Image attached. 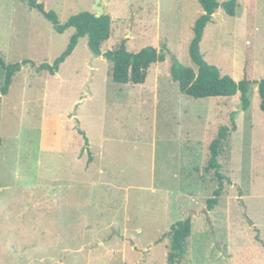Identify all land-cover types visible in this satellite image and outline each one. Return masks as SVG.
Returning a JSON list of instances; mask_svg holds the SVG:
<instances>
[{"label":"rangeland","instance_id":"obj_1","mask_svg":"<svg viewBox=\"0 0 264 264\" xmlns=\"http://www.w3.org/2000/svg\"><path fill=\"white\" fill-rule=\"evenodd\" d=\"M61 23L97 12L96 0H39ZM113 16L103 52L124 40L130 51L165 44L186 67L198 0H102ZM225 2L229 0H218ZM75 28L59 33L27 0H0V56L22 63L0 98V264H169L171 225L191 215L185 257L175 264H264V0L222 7L206 27L205 59L241 93L195 98L181 92L171 59L154 63L144 83L119 84L113 62L80 38L55 74L38 70L67 48ZM35 62V66L25 61ZM5 69L0 65V87ZM236 111L237 129L219 161L223 198L206 170L211 141ZM82 129L90 142L89 162Z\"/></svg>","mask_w":264,"mask_h":264},{"label":"trees","instance_id":"obj_2","mask_svg":"<svg viewBox=\"0 0 264 264\" xmlns=\"http://www.w3.org/2000/svg\"><path fill=\"white\" fill-rule=\"evenodd\" d=\"M204 12L201 14L194 25V37L190 43V54L193 61L197 65V69L186 67L182 64L179 58L173 54L170 49L164 44L159 50L155 46H146L141 50L134 52L130 51L126 40L122 41L115 49H109L103 52L104 44L110 39L112 34L113 16L111 12L105 11L104 14L98 16L97 12L83 11L70 16L65 23L59 21L58 15L54 10L46 9L45 3L39 0H27L31 8L39 9L42 14L48 19L55 30L59 33H64L67 29L75 28V33L71 36L70 42L63 53L52 64L42 63L37 66V69L49 70L55 74L59 71L60 65L76 49L80 38L88 36L89 48L93 54L100 56L104 54L113 62L110 76L115 83L119 84H139L144 83L148 77L149 69L154 63L165 60L169 55L171 59V75L179 84L182 93L195 97L206 98L225 96L233 97L238 92L241 93L242 109L248 110L251 104L249 91L251 81L242 79L235 80L229 74H223L222 70L215 64L210 63L205 59L201 49L206 27L213 19V15L219 8L225 9L226 12L235 16L239 0H229L220 2L218 0H198ZM35 66V62L25 61V64L30 63ZM0 65L5 69L4 83L0 87V98L2 95L9 93L13 83L14 76L21 70L22 63L6 64L0 56ZM258 92L260 95V108L264 112V79L258 80ZM236 111L230 113V125H222L219 128L218 135L214 138L209 147V159L206 165V170H214L219 179V187L214 190L213 196L207 199V206L203 210L204 214L214 210L222 201L223 198V181L227 176L222 172V164L219 157L222 155L225 142L230 134L237 129ZM79 132L84 135L85 146L83 150L89 152V162L93 160L92 152L89 149L90 142L87 139L84 131L80 128ZM1 144V137H0ZM193 221L191 215L185 219H180L171 225L170 230L163 237L170 238V250L168 253V263L175 264L182 260L188 251V238L192 234Z\"/></svg>","mask_w":264,"mask_h":264},{"label":"water","instance_id":"obj_3","mask_svg":"<svg viewBox=\"0 0 264 264\" xmlns=\"http://www.w3.org/2000/svg\"><path fill=\"white\" fill-rule=\"evenodd\" d=\"M96 7L98 10L97 15L100 16L105 13V2L102 0H96Z\"/></svg>","mask_w":264,"mask_h":264}]
</instances>
